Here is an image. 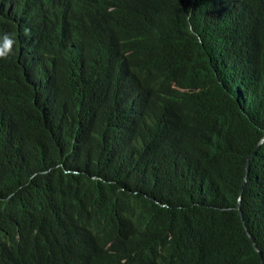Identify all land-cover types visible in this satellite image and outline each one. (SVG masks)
<instances>
[{
  "label": "trees",
  "instance_id": "trees-1",
  "mask_svg": "<svg viewBox=\"0 0 264 264\" xmlns=\"http://www.w3.org/2000/svg\"><path fill=\"white\" fill-rule=\"evenodd\" d=\"M32 1L0 0V264H264V0Z\"/></svg>",
  "mask_w": 264,
  "mask_h": 264
},
{
  "label": "water",
  "instance_id": "water-1",
  "mask_svg": "<svg viewBox=\"0 0 264 264\" xmlns=\"http://www.w3.org/2000/svg\"><path fill=\"white\" fill-rule=\"evenodd\" d=\"M263 142H264V137L261 139V141L259 142V144H258L257 147L255 148V151L253 152V154H252L251 156H249L248 161H247V166H246V167H247V171H248V167H249L250 160L252 159L253 155H255V154L257 153V151H258L259 148H260V145H261ZM247 176H248V173H247V175H246V177H245V179H244V182H243V184H242V187H241V194H240L239 202H238V205H237V209L239 210V212H240V214H241V217H242V220H243V221H244V218H243V214H242V210H241V200H242L243 189H244V187H245V185H246V183H247V181H248V180H247ZM244 225H245V223H244ZM245 229H246V231L248 232L249 237H250L251 240L253 241V244H254L255 249L258 251L259 255L262 257V253H261V251L259 250L257 244L255 243L253 236H252V235L250 234V232L248 231V228H247L246 225H245Z\"/></svg>",
  "mask_w": 264,
  "mask_h": 264
},
{
  "label": "bare ground",
  "instance_id": "bare-ground-1",
  "mask_svg": "<svg viewBox=\"0 0 264 264\" xmlns=\"http://www.w3.org/2000/svg\"><path fill=\"white\" fill-rule=\"evenodd\" d=\"M38 1L39 0H33L32 2H30L29 3V6H30V10H32L34 7H35V5L38 3ZM13 12H15L14 10H12ZM18 13V12H17ZM20 13V12H19ZM22 14V13H21ZM14 23H24L23 21H16V22H14ZM222 117V116H221ZM223 118H224V116H223ZM226 118V117H225ZM225 120V119H224ZM51 124V123H50ZM24 127V126H23ZM64 136V135H63ZM68 136V135H67ZM59 143V142H58ZM60 157V156H59ZM60 159V158H59ZM57 163V162H56ZM55 166V165H54ZM47 168H49V167H47ZM56 170V169H55Z\"/></svg>",
  "mask_w": 264,
  "mask_h": 264
}]
</instances>
